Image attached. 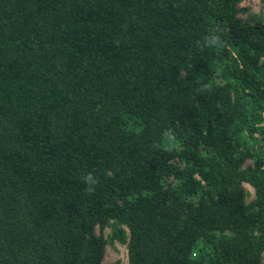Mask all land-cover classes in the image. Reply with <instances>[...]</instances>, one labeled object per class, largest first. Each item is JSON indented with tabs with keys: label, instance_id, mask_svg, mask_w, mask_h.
Here are the masks:
<instances>
[{
	"label": "trees",
	"instance_id": "1",
	"mask_svg": "<svg viewBox=\"0 0 264 264\" xmlns=\"http://www.w3.org/2000/svg\"><path fill=\"white\" fill-rule=\"evenodd\" d=\"M242 1L0 0V264H101L106 228L127 264H264Z\"/></svg>",
	"mask_w": 264,
	"mask_h": 264
},
{
	"label": "rangeland",
	"instance_id": "2",
	"mask_svg": "<svg viewBox=\"0 0 264 264\" xmlns=\"http://www.w3.org/2000/svg\"><path fill=\"white\" fill-rule=\"evenodd\" d=\"M238 8H247V12H240L239 16L247 18V14H255L261 17V23L264 24V7L262 0H243L238 4ZM249 163V161H247ZM246 191L245 200L249 201L254 197L252 187L244 183ZM109 228L104 230V237L106 238L105 253L101 264H127L126 247L116 241L109 239Z\"/></svg>",
	"mask_w": 264,
	"mask_h": 264
},
{
	"label": "clouds",
	"instance_id": "3",
	"mask_svg": "<svg viewBox=\"0 0 264 264\" xmlns=\"http://www.w3.org/2000/svg\"><path fill=\"white\" fill-rule=\"evenodd\" d=\"M84 179H85V182L90 184V185H95L97 182L95 177H93L91 173H89ZM87 190L89 192H92V191H94V188L89 187Z\"/></svg>",
	"mask_w": 264,
	"mask_h": 264
}]
</instances>
